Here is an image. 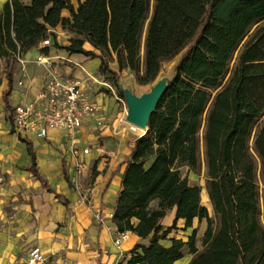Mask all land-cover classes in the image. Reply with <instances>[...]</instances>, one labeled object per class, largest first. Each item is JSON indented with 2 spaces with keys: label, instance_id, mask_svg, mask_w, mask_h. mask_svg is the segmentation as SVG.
I'll use <instances>...</instances> for the list:
<instances>
[{
  "label": "trees",
  "instance_id": "obj_1",
  "mask_svg": "<svg viewBox=\"0 0 264 264\" xmlns=\"http://www.w3.org/2000/svg\"><path fill=\"white\" fill-rule=\"evenodd\" d=\"M77 1L75 7L71 0H8L0 14V59L14 60L51 38L57 49L100 59L112 78L118 73L106 58L115 56L119 72L129 70L144 86L185 52L149 132L126 160L112 221L119 233L146 241L129 264H176L184 246L193 255L189 264H264V0ZM59 25L74 35L68 46L52 32ZM87 43L94 51L84 49ZM202 142L212 216L202 188L183 172L201 170ZM28 146L27 170L48 186ZM174 208L166 228L162 220ZM196 219L207 223L201 251L196 229L186 243L170 238L180 220L192 228Z\"/></svg>",
  "mask_w": 264,
  "mask_h": 264
},
{
  "label": "crops",
  "instance_id": "obj_2",
  "mask_svg": "<svg viewBox=\"0 0 264 264\" xmlns=\"http://www.w3.org/2000/svg\"><path fill=\"white\" fill-rule=\"evenodd\" d=\"M7 1L0 0V14ZM71 2L78 6L77 0ZM70 17L68 10L62 12V18ZM52 32L63 47L70 45L74 38L61 25ZM85 46H88V51L94 50L88 43ZM38 54L37 48L25 53L28 60L26 75L17 59H2L5 65H2L0 76V264L25 262L28 251L33 247H39L46 253L48 259L45 264H129L136 245L146 241L128 233L120 246L115 245L118 231L109 216L115 212L122 176L127 168L126 160L136 139L130 140L129 129L118 124L114 93H101L99 86L93 93L99 111L96 117L85 121L78 133L77 156L70 152L68 135L60 130H51L47 138L15 133L12 123L15 106L22 101H31L43 88L44 72L33 63ZM48 54L67 76H78L77 73L83 76L75 64L94 74L101 66L100 59L88 61L84 55H72L54 45ZM11 62L14 65L10 71L8 65ZM8 69L9 73H5ZM112 70L119 72L116 68ZM21 80L24 86L19 85ZM99 120L102 125L98 124ZM28 143L35 153L38 173L48 186L27 170L32 162ZM85 149L89 150L88 154L83 153ZM90 166L96 175L92 184L82 190L75 188L80 176L88 175ZM98 214L102 219L97 218ZM175 216L174 208L162 220V225L172 227ZM206 229L207 226L202 239ZM194 230V223L192 228H187L185 221L180 220L170 238L186 243ZM162 244L171 246L170 241ZM197 247L203 250L198 244ZM185 249L184 255H179L181 250L178 252L176 264H189L192 260L188 246H184Z\"/></svg>",
  "mask_w": 264,
  "mask_h": 264
},
{
  "label": "built area",
  "instance_id": "obj_3",
  "mask_svg": "<svg viewBox=\"0 0 264 264\" xmlns=\"http://www.w3.org/2000/svg\"><path fill=\"white\" fill-rule=\"evenodd\" d=\"M51 41L49 38L38 46L39 54L33 61L44 72L43 88L31 101H22L15 106L12 123L15 133L25 137L47 138L51 130L66 133L70 139V152L73 156H77L78 133L86 120L98 114L99 107L93 93L96 86L102 83L94 73L85 71L81 65L75 64L82 70L83 76L64 75L55 60L43 52L44 49L52 46ZM16 59L26 75L28 60L25 54L18 53ZM60 60L65 59L60 58ZM19 85L24 86V81L21 80ZM98 124L102 125V121L99 120ZM83 153L88 154L89 150L85 149ZM97 218L102 219L100 214ZM109 218H113V215ZM127 235L128 233L118 232L114 240L115 245L120 246ZM47 259L46 253L41 248L33 247L28 251L26 261L17 264H45Z\"/></svg>",
  "mask_w": 264,
  "mask_h": 264
},
{
  "label": "rangeland",
  "instance_id": "obj_4",
  "mask_svg": "<svg viewBox=\"0 0 264 264\" xmlns=\"http://www.w3.org/2000/svg\"><path fill=\"white\" fill-rule=\"evenodd\" d=\"M145 37V34H144ZM143 43H144V38H143ZM53 40L51 41V45H53ZM86 48H84L85 50H87L88 46H85ZM88 51V50H87ZM94 51V50H93ZM99 54V52H97ZM185 52H183L181 55H179L177 58H175L174 60L170 61V62H166L163 65L162 71L159 74L157 79H161L163 77H169L171 79H173L174 77V73H175V68L178 65L180 59L182 58V56L184 55ZM141 54L143 55V50L141 52ZM239 55V50L236 52L235 54V58L231 64V69L233 68L236 59ZM12 60V59H11ZM93 58L92 57H88V61H92ZM10 61V59L8 60ZM9 63V62H8ZM96 63V62H95ZM106 63L108 65V69L110 71H113L112 69H118L117 67V62H116V57L114 56V58H106ZM2 65H5V62L2 59H0V76H2ZM13 65L14 63L11 62L10 66L8 65V68H10V71L13 70ZM76 69H78L79 71L81 70L78 66H76ZM101 67V66H100ZM87 68V67H86ZM7 69V68H6ZM5 73H9V69L7 72ZM118 75L117 77L112 78V75L107 73L104 74L101 69L99 68L97 73H95V76L98 78V80L102 83V85H99V87H101V90H99V92L101 93H114L112 94L115 100V107L117 109V119H118V124H121V128H128L129 131L131 132V136L129 137V139H139L141 138V133L140 131L132 126L131 124H129L126 121V112H127V104L125 101V98H121L120 93H123L120 89V87L116 86L115 84L117 83V81L119 82V84H122L124 87L129 88L133 93H135L136 95L140 96L144 93H147L150 88L151 85H139L134 77V75L129 71H123V72H117ZM78 76H80V73H77ZM106 85H105V84ZM204 155H203V142H202V154H201V160H202V167L201 170L198 172H189L188 169H184L183 172L184 174H188L189 176V180L190 183L193 185H197L200 186L202 188V204L207 207V209L209 210L210 215H213V211H212V206L210 204V201L207 198H205L206 195V177H205V173H206V169H205V165H204ZM79 174V173H78ZM80 176V175H78ZM95 170L93 169L92 166H90V168L88 169V175L86 177H82V175L80 176V180H77L78 182L75 183V188H79L80 190L88 188L90 184H92V181H94L95 178ZM207 223L205 220L203 221H199V220H195L194 222V228L197 230V235L199 236L198 239V246H202V234L204 229L206 228ZM191 233V231L189 232ZM181 236L184 235L182 233H179ZM187 249L184 250V248L181 249V251L179 252V255H184L186 254Z\"/></svg>",
  "mask_w": 264,
  "mask_h": 264
},
{
  "label": "water",
  "instance_id": "obj_5",
  "mask_svg": "<svg viewBox=\"0 0 264 264\" xmlns=\"http://www.w3.org/2000/svg\"><path fill=\"white\" fill-rule=\"evenodd\" d=\"M171 82L172 79L169 77L157 79L151 85L150 90L140 96L133 93L129 88L119 84L127 104L126 121L136 128L146 130L147 134L149 132L150 119Z\"/></svg>",
  "mask_w": 264,
  "mask_h": 264
},
{
  "label": "bare ground",
  "instance_id": "obj_6",
  "mask_svg": "<svg viewBox=\"0 0 264 264\" xmlns=\"http://www.w3.org/2000/svg\"><path fill=\"white\" fill-rule=\"evenodd\" d=\"M139 131H140V133H141V135L140 136H145L146 135V130H141V129H139V128H137Z\"/></svg>",
  "mask_w": 264,
  "mask_h": 264
}]
</instances>
